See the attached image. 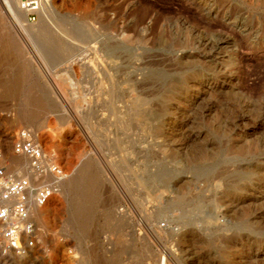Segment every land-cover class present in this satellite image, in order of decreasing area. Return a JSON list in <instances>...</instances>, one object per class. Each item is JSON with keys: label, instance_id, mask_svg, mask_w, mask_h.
I'll list each match as a JSON object with an SVG mask.
<instances>
[{"label": "rangeland", "instance_id": "rangeland-1", "mask_svg": "<svg viewBox=\"0 0 264 264\" xmlns=\"http://www.w3.org/2000/svg\"><path fill=\"white\" fill-rule=\"evenodd\" d=\"M46 1L54 12L53 25L69 43L77 48L100 43L104 64L111 61L109 50H115L118 67L109 75L149 80L142 89L155 113L163 85L161 128L153 127L145 151L150 172L163 164L166 186L143 195L131 180L129 163L138 161V169H132L139 171L141 159L129 154L130 138L139 142L141 131L131 134L109 117L106 91L87 96L94 102L91 116L71 127L69 115L49 92L61 81L80 89L87 78L68 69L74 59L63 56L57 43L25 38L1 6L0 34L13 41L0 42V167L28 177L4 157L5 145L13 153L16 136L27 132L64 173L68 153L80 143L95 181L92 204L78 203L85 213L72 226L69 204L51 202L48 235L43 238L37 224L38 244L30 255H23L22 262L0 259V264H159L163 252L167 264H264V0ZM77 5L88 12L87 19L74 12ZM40 12L41 7L35 25ZM23 62L29 66L25 87L19 85ZM25 95L31 102L25 103ZM21 107L46 108L49 116L37 131L13 126L6 119L15 118ZM138 142L137 149L142 147ZM132 194L143 206L132 202ZM122 207L133 215L128 228L117 215ZM141 209L155 216L140 222ZM148 241L146 260L142 254Z\"/></svg>", "mask_w": 264, "mask_h": 264}, {"label": "bare ground", "instance_id": "bare-ground-1", "mask_svg": "<svg viewBox=\"0 0 264 264\" xmlns=\"http://www.w3.org/2000/svg\"><path fill=\"white\" fill-rule=\"evenodd\" d=\"M42 1H45V0H42ZM42 1H41V12L39 13V24H37V25H35V24L21 25L22 22H26V15L18 9L16 1H14V0H11L10 2L9 1H2V3L0 2V11L2 8L1 6H4L7 13L13 18L14 22L17 23V25L21 28L24 37L27 38L28 40L33 41V42H45V43L46 42H55V43H57V45L59 46V50L63 54V56H66V58L68 57V58L74 59L72 61H69L70 66L68 65L69 66L68 69L72 73H78V71H80L87 78V80L85 81L86 83L84 82L85 86L83 84H81L83 87L81 86L82 88H80V89L77 88L75 85H72L71 83L67 82V81L54 82L53 86H52L53 88L50 89V92H49L51 100L54 102L56 107L59 110H61L62 113H64V114L67 113L69 115V121L71 123V127H73L80 120H84V119L86 120V117L91 116V114L93 112V109H94L93 103L94 102L91 98H89L87 96H91L93 94H99L102 91H106V95L110 98V100L107 102L108 109L110 111L109 117L114 118L118 125L124 126L126 129H128V131L131 134L133 132H135V130L141 131L142 137L140 138L141 140L139 142L137 141L136 138H133V137L130 138L131 139L130 140L131 152L129 154L133 155L134 157H137L136 160L141 159L139 171H135L134 169H132L133 167H136V164H134V163L138 162V161H132L133 163L132 162L129 163L130 166L127 165V168H128V166L130 167L131 180L137 185V187L139 188V192L142 193L143 195H147L148 190L151 189L152 187H155V190L158 192H163V189L166 186V179H167L166 173H165L163 166H162L163 164H159L156 167L157 169H155L154 172H150L149 166L147 163V160L149 158L146 159V151H145V142L147 140V136L150 133H152L153 127L161 128L162 112H164L163 111V100H162L164 97L162 98V93H161V87L163 85H161L160 89L157 91L158 96L156 98L157 99L156 100V102H157L156 107L158 109L155 113V107L153 108L154 104L152 105L151 100H148L145 97V93L147 91L144 92V89H142V87L145 86L149 81L147 78H145L144 76H143V78L142 77L139 78V77H134L131 75H125V76L109 75V73L107 71H110L113 68L115 69L118 67V63L115 61L116 58L114 57L115 50L114 49H113L114 51L109 50V48H108V50L110 51V52H108V57L111 59V61L108 64H104L101 62V60H99V53H101L102 50H104L103 45H101L100 43L93 42V43L88 44L82 48H77L73 44L69 43L68 39L66 37V34L58 31L56 26H54L52 23L51 15H53V13H54L52 11V7L49 5V3H43ZM46 2H48V0ZM73 3H74V1H73ZM71 7H73V6H71ZM71 9H73V8H71ZM74 12L79 13L78 16L80 18H85V19L88 18V12L85 10V8L83 9L82 7H80V5L75 6ZM67 15L69 18H71L73 16V13L71 11H69V12H67ZM69 20H71V19H69ZM10 37L6 34H0V42L1 43L2 42L7 43V42L13 41ZM5 47H6V50L4 52L6 54L12 55L13 51L9 50V48L7 46H5ZM85 53L88 54L87 57L84 56ZM22 55H23V52H22ZM118 56H119V54H118ZM87 58H89V59L86 60ZM127 59L128 58L126 57V60ZM12 65L15 66L14 63ZM21 67H22V71H24V72L21 75V78H19V81H20L19 85L21 87H25L27 85L25 75H27V71H28L29 66L27 65L26 62H23L21 64ZM141 69H140V71H141ZM125 70H126V68H125ZM144 73H146V72H144ZM153 76H155V75H153ZM87 85H88V87H87ZM115 94L117 95V98H116L117 101H115ZM6 95L7 94H4L3 96H6ZM149 95H150V93H149ZM97 97H98V95H97ZM97 97H96V99L98 100ZM30 98H31L30 96L25 95V103L31 102ZM36 100H38V99H36ZM39 100H41V99H39ZM102 103H104V102H102ZM77 106L80 107L79 110L76 109ZM80 110L82 112H80ZM15 111H16V109H15ZM16 112L17 113H16L15 118H13L11 120L5 118L6 121H8L11 125L16 126V127H19V126H24V128H30L31 127V129L33 131H37V128H39V126H40V122L41 121L45 122L47 120V117L49 116V109H46V108L45 109H43V108L34 109V107L33 108H30V107H23L22 108L21 107ZM83 122L85 123V121H83ZM154 122H156V124H154ZM100 126H101V124H100ZM114 126H115V124H114ZM12 128H14V127H12ZM156 131L158 132V130H156ZM38 132H40V131H38ZM22 133H24V135L27 139L31 138L29 133L20 132L18 134V136H16L17 139L13 143V146H12L13 153H11L9 151V145H7V144L5 145L6 150L4 151V157L6 160L11 162V165H12L11 168L12 169L15 168V166H20L21 169L24 170V172L27 174V176H28L27 178L30 179V181L32 183H35V177L36 176H35V174H33L32 170L30 168L29 158L26 156L19 155L14 151V144L16 142L22 140V137H21ZM116 134H117V132H116ZM104 135H106V134H104ZM137 136H134V137H137ZM75 139L78 140L79 139L78 136H76ZM31 140H32V138H31ZM108 141H109V139H108ZM32 142L39 148V150L43 154V157H44L43 164L53 165L60 170V168L47 156V154H46L47 152L45 153L43 151V149L38 144H36L33 140H32ZM137 142H138V145H142V147H139L137 149L136 148ZM136 149L138 151H136ZM68 155L70 156V159H69V162L66 163V168H67L66 173H64L60 170V176H54V175L49 174V173L45 174V176H44L43 182H46L47 184L53 185L54 187H56V190H57L52 195V197L48 200V202L43 207H37L33 201L34 195H30V202L28 204L29 214H30L31 219L35 223L36 227H37V224L40 223L38 226L40 227V225H41V229H43V231L41 230V233H40L41 236H43V238L48 235V233L51 229V224H50L51 221L49 220L48 215L52 211L53 208H51V209L46 208L51 202L60 201L62 199L69 204V206H68L69 207L68 217H69V224H71V226H72V224L74 222H76V220L79 218L80 214L82 212H84V210H82V208L79 209L80 207H78V203H83L85 201V204L87 203V205H88V204H92V203H90V201L92 202V200L94 199L93 197H92L93 199H91V196H92V192L94 189L95 179L93 181V177H92L93 175H91V172H90V169H92V167L91 168L89 167L90 162L89 161L83 162V160H82V158L84 157L83 146L80 145V143H79V145H77L76 149L73 152L71 151L70 153H68ZM98 155H100V154H98ZM138 155L140 157H138ZM113 156H114V153H113ZM19 157H22V158H19ZM118 158H119V156H118ZM94 161H95V159H94ZM130 161H131V159H130ZM123 162H125V161H123ZM60 166H61V164H60ZM102 167L105 168L107 166H102ZM97 169H98V167H97ZM105 172H107V171H105ZM115 173H117V172H115ZM118 174H120V173H118ZM104 175L102 174V176H104ZM111 178H110V180H111ZM104 182H106V181H104ZM110 192L112 194V191H110ZM146 199H148V198H146ZM140 201L141 200L139 199V197H137L135 195L132 196V202L138 208L143 206ZM89 207H90V205H89ZM122 208L123 209L118 210L117 215H119L120 222L123 225H125L126 228H128V226L131 223L133 215L131 213H129L127 207L126 208L122 207ZM65 209H67V207ZM133 209H135V208L133 207ZM64 211H66V210H64ZM86 215H87V212H86ZM153 216H155V215H152V214L149 215L148 213H146L145 210L141 209L139 221L140 222H142V221L146 222L147 220L149 221V219L152 218ZM64 221H65V219H64ZM38 232H40V230L38 231V228H37V234H38ZM126 233L129 234V232L127 230H126ZM142 233H144V232H142ZM80 234H81V232H80ZM75 236H78V235L75 234L74 237ZM119 236L122 237V235L120 233H119ZM36 241H37V237H36ZM36 244H38V243H36ZM143 246L144 247H143V254L142 255H144V259L147 260L151 254V252H150L151 243L149 241L145 242ZM34 248H32V249H34ZM32 249H29V250H32ZM29 250H28L27 254L30 255ZM0 259L1 260L7 259V260L15 261V262H22L25 259V257L17 256L11 252L3 255L0 252Z\"/></svg>", "mask_w": 264, "mask_h": 264}, {"label": "built area", "instance_id": "built-area-1", "mask_svg": "<svg viewBox=\"0 0 264 264\" xmlns=\"http://www.w3.org/2000/svg\"><path fill=\"white\" fill-rule=\"evenodd\" d=\"M11 1V0H1ZM18 9L26 15V20L34 24L42 0H14ZM22 140L14 144V151L30 160V168L35 174V183L23 176H16L0 167V250L3 254L17 256L27 254L37 244V227L29 214L30 195L34 204L43 207L57 191L56 187L44 181L45 174L60 176V170L53 165L43 164L44 157L39 148L21 134ZM161 227H166L162 224ZM159 264H167L166 253L160 256Z\"/></svg>", "mask_w": 264, "mask_h": 264}]
</instances>
